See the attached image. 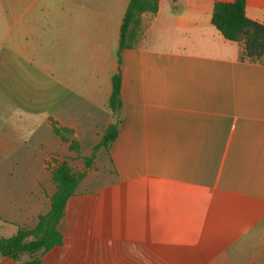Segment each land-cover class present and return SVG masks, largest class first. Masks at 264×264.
Here are the masks:
<instances>
[{"label":"crops","instance_id":"0c3cea01","mask_svg":"<svg viewBox=\"0 0 264 264\" xmlns=\"http://www.w3.org/2000/svg\"><path fill=\"white\" fill-rule=\"evenodd\" d=\"M215 1L230 0H158L118 56L129 0H0V226H15L1 235L49 209L48 164L84 169L119 73L116 138L74 194L117 185L133 204L72 241L58 226L39 264H264V53L238 58ZM244 12L264 24V0Z\"/></svg>","mask_w":264,"mask_h":264},{"label":"trees","instance_id":"16d2710c","mask_svg":"<svg viewBox=\"0 0 264 264\" xmlns=\"http://www.w3.org/2000/svg\"><path fill=\"white\" fill-rule=\"evenodd\" d=\"M158 0H129L122 18L119 31V52L132 45L140 25L142 12L154 13ZM245 0L215 1L212 8L211 23L224 38L240 43L238 58L240 60H259L264 53V24L248 18L244 12ZM120 75L111 77L109 106L114 111L120 107ZM53 131L64 141H70V150L78 151V143L70 139V131L64 127L53 126ZM117 135L116 124L109 123L100 140L93 146L89 156L84 157V169L74 171L66 159L57 160L50 167L51 181L55 190L50 196L49 209L38 215L34 226L17 225L11 236L0 234V255L19 260L22 255L27 258L18 264H39L40 255L55 245L63 242L58 228L64 215L68 199L74 194L79 182L92 164L96 151L108 148Z\"/></svg>","mask_w":264,"mask_h":264},{"label":"rangeland","instance_id":"374dc122","mask_svg":"<svg viewBox=\"0 0 264 264\" xmlns=\"http://www.w3.org/2000/svg\"><path fill=\"white\" fill-rule=\"evenodd\" d=\"M53 165L48 164V168ZM16 173V172H15ZM19 175L21 174L18 171ZM51 191L54 188V183L50 182ZM100 192L90 193L87 196V191L79 190L72 196L67 202V208L64 212L62 220L60 221L59 228L63 232H68L67 241H72V237H84L86 236L84 227H88L91 224V219H93V225L95 227L101 226L103 220L114 221L115 215L121 213L123 207H129L133 204L129 201H123L119 195L120 190L117 185L105 186ZM89 194V193H88ZM114 194V195H113ZM113 195L117 198L116 201H110L108 198ZM15 226L13 224L7 223L4 226H0V233L2 234H12L14 232ZM81 228V229H80ZM71 238H70V237ZM84 247V242H83ZM110 257H122L119 251H111Z\"/></svg>","mask_w":264,"mask_h":264},{"label":"water","instance_id":"95a60500","mask_svg":"<svg viewBox=\"0 0 264 264\" xmlns=\"http://www.w3.org/2000/svg\"><path fill=\"white\" fill-rule=\"evenodd\" d=\"M117 110L114 112L113 116L111 117L110 123L116 124L117 122Z\"/></svg>","mask_w":264,"mask_h":264}]
</instances>
